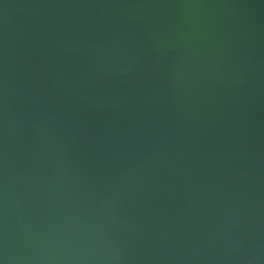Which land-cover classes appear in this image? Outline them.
I'll return each mask as SVG.
<instances>
[{
	"label": "water",
	"instance_id": "1",
	"mask_svg": "<svg viewBox=\"0 0 264 264\" xmlns=\"http://www.w3.org/2000/svg\"><path fill=\"white\" fill-rule=\"evenodd\" d=\"M0 264H264V0H0Z\"/></svg>",
	"mask_w": 264,
	"mask_h": 264
}]
</instances>
